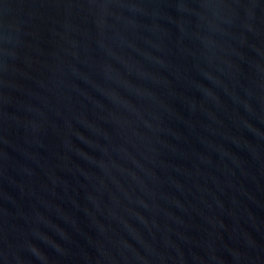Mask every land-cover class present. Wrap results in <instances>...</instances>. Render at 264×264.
Segmentation results:
<instances>
[{
    "label": "water",
    "instance_id": "95a60500",
    "mask_svg": "<svg viewBox=\"0 0 264 264\" xmlns=\"http://www.w3.org/2000/svg\"><path fill=\"white\" fill-rule=\"evenodd\" d=\"M0 264H264V0H0Z\"/></svg>",
    "mask_w": 264,
    "mask_h": 264
}]
</instances>
